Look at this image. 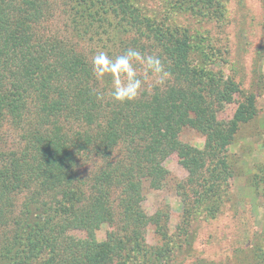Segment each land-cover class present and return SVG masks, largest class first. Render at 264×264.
<instances>
[{"label": "trees", "instance_id": "16d2710c", "mask_svg": "<svg viewBox=\"0 0 264 264\" xmlns=\"http://www.w3.org/2000/svg\"><path fill=\"white\" fill-rule=\"evenodd\" d=\"M66 1L60 14L72 42L39 24L56 15L48 0H0V126L16 125L19 140L17 149L0 150V220L7 219L15 194L23 192L22 209L12 220L13 248L0 252L5 264L33 263L35 256L41 264H112L120 256L115 264H124L122 257L133 247L127 236L139 237L153 220L139 204L144 184L160 178V161L172 153L189 173L202 168L204 156L184 144L180 133L184 128L209 133L214 125L198 94L182 98L151 87L134 102L118 103L109 95L110 78L99 88L93 76L91 57L100 50L110 56L112 46L115 57L127 48L157 53L173 73L180 29L151 27L132 7L119 3L117 8L116 0ZM167 1L171 6L177 1V9L188 3ZM111 16L119 18L118 25ZM240 110L222 142L245 121ZM90 159L99 165L81 173ZM201 192L196 202L209 200L211 192ZM111 221L120 224L123 242L114 233L104 242L91 234L76 247L60 239L66 229L92 231ZM153 257L151 248L145 251L147 263Z\"/></svg>", "mask_w": 264, "mask_h": 264}, {"label": "rangeland", "instance_id": "374dc122", "mask_svg": "<svg viewBox=\"0 0 264 264\" xmlns=\"http://www.w3.org/2000/svg\"><path fill=\"white\" fill-rule=\"evenodd\" d=\"M48 1L56 15L39 24L52 32L60 31V36L72 42L65 16L60 14L67 9V1ZM116 1V7L124 3L138 11L151 27L181 30L182 41L175 56L178 63L172 66L167 88L159 90H171L182 98L198 94L214 123L209 133L192 128L180 133L184 144L204 156L202 168L191 174L172 153L160 161L164 170L160 178L144 184L139 204L153 220L143 225L139 237L127 236L133 247L122 257L124 264H149L145 251L150 248L155 253L151 264H264V0H209L210 5L195 0L198 6L187 0L178 9L177 1L172 6L167 0ZM111 20L118 25L119 18ZM112 51L110 57L115 58L114 46ZM98 87H103L100 81ZM151 87L149 81L144 92H150ZM239 110L245 121H239L222 142ZM17 130L16 125L3 122L0 150L19 147ZM98 163L100 160L85 161L81 173L94 171ZM200 190L211 192L209 200L196 202L201 198ZM22 195L15 194L10 212L5 214L7 219L1 217L0 252L13 248L16 231L12 220L22 209ZM116 195L113 190L111 197ZM36 207H31L33 212ZM119 225L111 221L92 231L69 228L60 239L76 247L87 242L91 234L97 242H104L114 233L113 238L123 242ZM119 260L120 256L114 257L112 264ZM5 262L6 258L0 257V264ZM28 264H41V258L35 256Z\"/></svg>", "mask_w": 264, "mask_h": 264}, {"label": "clouds", "instance_id": "9594fccd", "mask_svg": "<svg viewBox=\"0 0 264 264\" xmlns=\"http://www.w3.org/2000/svg\"><path fill=\"white\" fill-rule=\"evenodd\" d=\"M91 65L97 81L110 78L109 95L118 103L137 100L149 81L152 88H160L172 79V73L157 53L145 54L135 48H127L115 58L100 50L91 57Z\"/></svg>", "mask_w": 264, "mask_h": 264}]
</instances>
